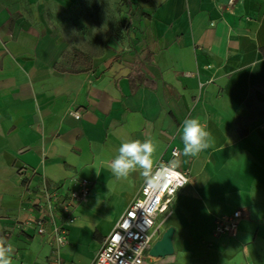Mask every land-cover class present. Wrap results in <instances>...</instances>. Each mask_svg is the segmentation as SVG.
Wrapping results in <instances>:
<instances>
[{
    "label": "crops",
    "instance_id": "0c3cea01",
    "mask_svg": "<svg viewBox=\"0 0 264 264\" xmlns=\"http://www.w3.org/2000/svg\"><path fill=\"white\" fill-rule=\"evenodd\" d=\"M61 1L0 0V264H94L174 149L190 183L152 244L172 228L174 253L145 264H264V0H111L138 45L82 73L62 70L68 43L45 23ZM83 179L90 201L55 253L29 227L43 187Z\"/></svg>",
    "mask_w": 264,
    "mask_h": 264
},
{
    "label": "built area",
    "instance_id": "2783aa9c",
    "mask_svg": "<svg viewBox=\"0 0 264 264\" xmlns=\"http://www.w3.org/2000/svg\"><path fill=\"white\" fill-rule=\"evenodd\" d=\"M81 119V113H75ZM180 152L174 149L171 159L162 162L143 185L139 196L106 238L94 264H145L150 257L156 225L160 216L167 214L181 190L190 183V175L180 172L175 161ZM93 182L83 179L74 189L49 190L43 187L46 205L29 227L34 236L48 237L55 245V253L69 244L71 228L77 221V210L89 203ZM241 219V212L218 220V231L230 233ZM52 225V231L49 227ZM55 264H62L57 258Z\"/></svg>",
    "mask_w": 264,
    "mask_h": 264
},
{
    "label": "rangeland",
    "instance_id": "374dc122",
    "mask_svg": "<svg viewBox=\"0 0 264 264\" xmlns=\"http://www.w3.org/2000/svg\"><path fill=\"white\" fill-rule=\"evenodd\" d=\"M50 20L45 23L68 43L63 71L82 73L89 71L95 60L133 57L139 38L137 28L129 26V17L122 3L111 0H62L48 6ZM123 202H117L116 211ZM161 229V227H160ZM163 229L161 230V232Z\"/></svg>",
    "mask_w": 264,
    "mask_h": 264
},
{
    "label": "water",
    "instance_id": "95a60500",
    "mask_svg": "<svg viewBox=\"0 0 264 264\" xmlns=\"http://www.w3.org/2000/svg\"><path fill=\"white\" fill-rule=\"evenodd\" d=\"M174 232V229H169L164 233L161 240L156 242V244L152 247L150 251V255L153 258H165L166 256H170L174 253Z\"/></svg>",
    "mask_w": 264,
    "mask_h": 264
},
{
    "label": "trees",
    "instance_id": "16d2710c",
    "mask_svg": "<svg viewBox=\"0 0 264 264\" xmlns=\"http://www.w3.org/2000/svg\"><path fill=\"white\" fill-rule=\"evenodd\" d=\"M136 64L137 65L139 64L138 69H140V63L137 62ZM131 82H132V87H134L133 89L135 92L137 89H140L141 87L145 86V77H144V75H142L141 72L136 71L134 73V75H132V77H131Z\"/></svg>",
    "mask_w": 264,
    "mask_h": 264
}]
</instances>
